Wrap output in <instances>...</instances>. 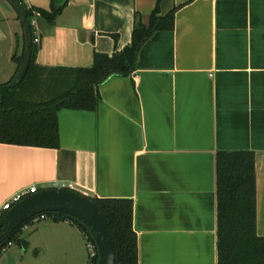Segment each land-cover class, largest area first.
<instances>
[{
    "label": "crops",
    "instance_id": "0c3cea01",
    "mask_svg": "<svg viewBox=\"0 0 264 264\" xmlns=\"http://www.w3.org/2000/svg\"><path fill=\"white\" fill-rule=\"evenodd\" d=\"M156 9H177L174 29L142 45L131 76L100 87L96 112L60 111V149L0 143V212L22 190L72 183L89 198L134 201L139 264H218V153L255 154L264 237V0H69L54 24L34 21L37 64L91 68L96 53L129 46L136 18L148 25ZM8 39L0 84L13 81L25 50L21 20L0 0ZM29 229L32 243L0 264H90L86 236L70 222L33 221L21 237Z\"/></svg>",
    "mask_w": 264,
    "mask_h": 264
},
{
    "label": "trees",
    "instance_id": "16d2710c",
    "mask_svg": "<svg viewBox=\"0 0 264 264\" xmlns=\"http://www.w3.org/2000/svg\"><path fill=\"white\" fill-rule=\"evenodd\" d=\"M68 4L69 0H53L51 11L28 8L25 5L34 40V21L44 19L52 25ZM176 11L174 9L161 17L156 9L148 25L136 18L132 43L112 55L96 53L91 68L41 66L37 64L38 47L34 42L31 65L23 82L13 89L8 88L12 81L0 84V143L60 149V111L96 112L101 100L100 87L112 77L131 76L136 70L142 45L158 31L173 30ZM13 59L20 68L24 51L21 56L15 55ZM216 169L218 264H264V237L257 233L255 154L220 152L217 154ZM90 199L104 216L113 236L115 264H139V240L134 228V201ZM42 216L54 221H68L89 240L94 241L90 229L70 216L49 213L38 218ZM34 219L29 220L13 235L0 250V255L14 243L27 247V241L22 239L21 234L23 228L33 223ZM2 233L3 228L0 227V235ZM91 264H98L97 256Z\"/></svg>",
    "mask_w": 264,
    "mask_h": 264
},
{
    "label": "water",
    "instance_id": "95a60500",
    "mask_svg": "<svg viewBox=\"0 0 264 264\" xmlns=\"http://www.w3.org/2000/svg\"><path fill=\"white\" fill-rule=\"evenodd\" d=\"M24 28V60L8 88L13 89L25 79L32 61L34 34L23 0H8ZM3 98V97H2ZM70 216L90 229L97 247L98 264H115L116 249L108 224L97 205L87 196L71 190H42L31 194L6 212L0 220V250L29 220L43 214Z\"/></svg>",
    "mask_w": 264,
    "mask_h": 264
},
{
    "label": "built area",
    "instance_id": "2783aa9c",
    "mask_svg": "<svg viewBox=\"0 0 264 264\" xmlns=\"http://www.w3.org/2000/svg\"><path fill=\"white\" fill-rule=\"evenodd\" d=\"M35 44L40 43V39L36 38L34 40ZM49 189H55V190H71L75 191V185L72 183H66V182H54ZM48 189V190H49ZM40 190L35 186L30 188L29 190H22L15 195H13L10 200L3 206L1 212H0V220L4 216L5 212L10 211L16 204L20 203L23 199H25L27 196L31 194H37L39 193ZM45 217L42 216L41 218L36 217L34 221H38L40 219H44ZM87 240V248L89 252V258H90V264L91 261L97 256L98 257V252H97V247L94 241L89 240L86 237ZM11 245V243H10Z\"/></svg>",
    "mask_w": 264,
    "mask_h": 264
},
{
    "label": "rangeland",
    "instance_id": "374dc122",
    "mask_svg": "<svg viewBox=\"0 0 264 264\" xmlns=\"http://www.w3.org/2000/svg\"><path fill=\"white\" fill-rule=\"evenodd\" d=\"M11 40L12 41H9V39L7 41H1L0 40V47L2 50V55L0 58V75H3L5 73V71L7 70V66L9 64L8 60H7V56H8L7 50H8V48H10V45L14 44V39H11ZM30 232H32L31 229L26 230L25 235L22 237V239L32 243V240H34L35 237L28 236ZM30 246L31 245L29 244V249H30ZM28 251H30V250H28ZM14 252H16V253L22 252L23 253L24 248L20 244L14 243L13 245H11L10 247L6 248L3 251V253L0 255V259L4 255V253H14Z\"/></svg>",
    "mask_w": 264,
    "mask_h": 264
}]
</instances>
